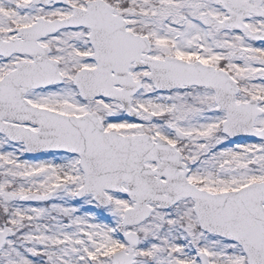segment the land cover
Wrapping results in <instances>:
<instances>
[{
  "label": "snow or ice",
  "instance_id": "6c2138e0",
  "mask_svg": "<svg viewBox=\"0 0 264 264\" xmlns=\"http://www.w3.org/2000/svg\"><path fill=\"white\" fill-rule=\"evenodd\" d=\"M0 264H264V0H0Z\"/></svg>",
  "mask_w": 264,
  "mask_h": 264
}]
</instances>
